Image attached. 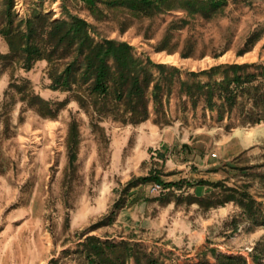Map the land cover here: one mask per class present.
Listing matches in <instances>:
<instances>
[{
  "label": "rangeland",
  "instance_id": "374dc122",
  "mask_svg": "<svg viewBox=\"0 0 264 264\" xmlns=\"http://www.w3.org/2000/svg\"><path fill=\"white\" fill-rule=\"evenodd\" d=\"M65 3L92 24L97 38L126 41L137 56L174 65L182 76L218 64L264 62V0L230 1L211 18L178 10L136 18L103 6L94 16L81 0ZM60 4L14 0L12 9L19 18L33 7L65 18ZM255 36L249 49L237 54ZM0 49H7L2 39ZM158 54H172L176 61L163 62ZM45 67L40 60L16 75L29 78L43 98L64 99L65 93L48 88ZM9 79L8 72H0V264H83L75 251L87 235L138 243L167 264L214 261L207 248L246 256L249 264L254 247L264 252V225L242 220L236 204L204 209L186 198L205 194L207 187L190 185L198 179H225L230 185L249 180V192L264 211V197L258 196H264V183L252 177L264 173V121L225 128L228 119L216 121L215 112L201 105L181 109L175 92L161 114L150 104L143 122L107 119L93 132L75 101L56 118H44L6 97ZM5 102L8 114L1 115ZM72 119L79 131L74 160L66 146ZM253 164L258 167L246 177L236 168ZM151 173L181 188L147 180L125 190L129 181Z\"/></svg>",
  "mask_w": 264,
  "mask_h": 264
},
{
  "label": "trees",
  "instance_id": "16d2710c",
  "mask_svg": "<svg viewBox=\"0 0 264 264\" xmlns=\"http://www.w3.org/2000/svg\"><path fill=\"white\" fill-rule=\"evenodd\" d=\"M81 1L94 16L103 6L126 11L136 18L177 10L187 16L211 18L230 1L249 0ZM13 6L14 0H0V39L7 48L6 51L0 49V72H8L10 77L5 95L24 103L41 117L56 118L70 101H75L89 117L92 131L97 132L102 129L100 123L107 119L121 124L143 122L149 116L150 104L156 114L163 113L170 96L176 92L181 109L188 106L196 109L201 105L203 109L215 112L216 121L228 119L225 128L234 124L251 126L264 121V62L218 64L200 71H186L182 76L183 71L174 65L154 63L147 56H137L133 46L126 41L97 38L92 24L72 14L65 0L60 4L66 13L65 18H52L51 12L36 7L26 17L19 18ZM256 39L255 36L248 40V47L241 48L237 54L248 50ZM167 51L173 52V49ZM40 60L46 62L45 73L50 80L48 88L65 93L64 99L47 100L34 90L29 78L16 75L18 70L29 71ZM9 107V102H5L1 115H7ZM78 143V126L72 119L66 135L70 160L75 158ZM255 167L258 166L236 168L246 177L251 175L249 169ZM252 177L264 183V173L254 172ZM147 180L164 187L176 185L181 188L180 183L165 182L151 173L129 181L125 190ZM190 185H203L207 190L203 195H187L188 202L204 209L233 202L240 208L242 220L253 226L264 225L263 203L249 192L252 186L249 180L230 185L225 179H198ZM258 196L264 197L262 194ZM80 246L75 252L83 264H167L152 250L127 240L114 241L87 235ZM207 250L215 257L214 261L205 258L192 264H249L246 256L217 253L213 248ZM253 250L256 252L251 255L250 263L264 264V252H257L256 247ZM54 262L51 260L49 264Z\"/></svg>",
  "mask_w": 264,
  "mask_h": 264
},
{
  "label": "bare ground",
  "instance_id": "6f19581e",
  "mask_svg": "<svg viewBox=\"0 0 264 264\" xmlns=\"http://www.w3.org/2000/svg\"><path fill=\"white\" fill-rule=\"evenodd\" d=\"M158 58L163 62H175L176 57L172 54H158Z\"/></svg>",
  "mask_w": 264,
  "mask_h": 264
},
{
  "label": "crops",
  "instance_id": "0c3cea01",
  "mask_svg": "<svg viewBox=\"0 0 264 264\" xmlns=\"http://www.w3.org/2000/svg\"><path fill=\"white\" fill-rule=\"evenodd\" d=\"M230 205L232 206V203Z\"/></svg>",
  "mask_w": 264,
  "mask_h": 264
}]
</instances>
